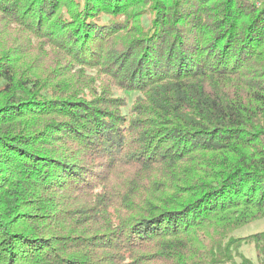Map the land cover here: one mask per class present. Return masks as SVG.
<instances>
[{
    "label": "trees",
    "instance_id": "trees-1",
    "mask_svg": "<svg viewBox=\"0 0 264 264\" xmlns=\"http://www.w3.org/2000/svg\"><path fill=\"white\" fill-rule=\"evenodd\" d=\"M263 220L264 0H0V264H264Z\"/></svg>",
    "mask_w": 264,
    "mask_h": 264
},
{
    "label": "rangeland",
    "instance_id": "rangeland-1",
    "mask_svg": "<svg viewBox=\"0 0 264 264\" xmlns=\"http://www.w3.org/2000/svg\"><path fill=\"white\" fill-rule=\"evenodd\" d=\"M264 230V220L253 222L242 229H240L236 235L238 236H248L254 233H258ZM245 255L253 260L256 259V252L253 246H246L243 248Z\"/></svg>",
    "mask_w": 264,
    "mask_h": 264
}]
</instances>
